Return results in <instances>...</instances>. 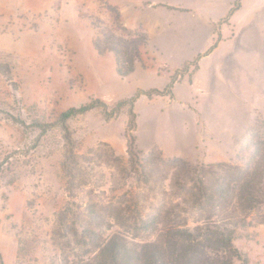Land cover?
Masks as SVG:
<instances>
[{
	"label": "rangeland",
	"instance_id": "rangeland-1",
	"mask_svg": "<svg viewBox=\"0 0 264 264\" xmlns=\"http://www.w3.org/2000/svg\"><path fill=\"white\" fill-rule=\"evenodd\" d=\"M129 134L192 166L264 147V0H0V264L93 260L81 228L158 241L155 211L181 224L107 160ZM233 247L264 264V224Z\"/></svg>",
	"mask_w": 264,
	"mask_h": 264
},
{
	"label": "trees",
	"instance_id": "trees-1",
	"mask_svg": "<svg viewBox=\"0 0 264 264\" xmlns=\"http://www.w3.org/2000/svg\"><path fill=\"white\" fill-rule=\"evenodd\" d=\"M132 50L138 55L137 46ZM131 71L132 68L127 72L119 70V74L124 76ZM85 110L87 107L70 109L60 115V121L64 123ZM130 117L134 118L132 112ZM131 118L128 122L130 130L134 127ZM66 139L70 142L68 134ZM126 154L125 164L109 155L107 160L119 167L126 179L142 185L154 197L167 195L175 199L173 213L182 222L169 224L165 215L155 211L146 223L152 227L162 223L164 229L160 231L158 241L141 246L129 244L119 233L100 237L96 228H81L79 239L88 243L89 252L96 258L73 264H248L233 247V241L236 228L264 224V147L247 148L238 164L223 162L192 166L179 158H164L159 150H151L143 156L129 134ZM66 158L71 164L70 156ZM67 171L70 172V168ZM193 213L196 219L191 218ZM88 215L92 216V212ZM91 219L95 224L98 221L97 217ZM191 219L194 226L189 229L187 225ZM110 227L109 221L104 219V232L110 231ZM222 251L228 253L227 257L218 258Z\"/></svg>",
	"mask_w": 264,
	"mask_h": 264
}]
</instances>
